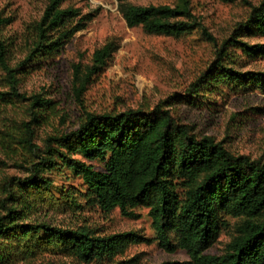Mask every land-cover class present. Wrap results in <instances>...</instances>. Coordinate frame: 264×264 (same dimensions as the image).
I'll list each match as a JSON object with an SVG mask.
<instances>
[{
	"label": "rangeland",
	"instance_id": "obj_1",
	"mask_svg": "<svg viewBox=\"0 0 264 264\" xmlns=\"http://www.w3.org/2000/svg\"><path fill=\"white\" fill-rule=\"evenodd\" d=\"M46 1L0 0L5 63L14 71L15 92L20 95L10 94V78L0 66V93H7L0 96V200L5 197L4 186L29 177L51 153L48 149L55 148L51 138L73 131L83 112L151 110L160 105L198 139L210 137L231 154L264 163V88L246 81L206 86L196 94L191 91L198 78L211 72L217 49L229 38L238 42L227 49L223 64L247 78L264 73V55H246L238 44L264 45V36L237 31L249 5L262 0H188L194 28L177 38L148 34L140 26L127 27L117 0H65L63 8H76L91 19L59 54L25 63L31 27ZM130 2L180 5L177 0ZM104 45H109L110 57L100 71L88 76L77 96L72 86L73 66L79 68L78 78L84 79L94 51ZM53 163L52 169L39 173L51 184L48 192L29 196L27 206L17 207L21 210L17 223L87 229L97 236L133 233L137 242H128L110 257L84 262L47 244L0 239V264H163L188 259L181 249L166 252L158 246L146 208L133 209L134 218L122 216L118 209L103 212L85 195L78 176L56 159ZM8 204L7 200L0 203V217L6 215ZM239 222V218L221 214L218 237L205 253L221 255Z\"/></svg>",
	"mask_w": 264,
	"mask_h": 264
},
{
	"label": "trees",
	"instance_id": "obj_2",
	"mask_svg": "<svg viewBox=\"0 0 264 264\" xmlns=\"http://www.w3.org/2000/svg\"><path fill=\"white\" fill-rule=\"evenodd\" d=\"M64 1H46L39 20L31 27L25 63L59 54L91 19L76 8H63ZM177 1L180 5L174 7L134 5L130 0L117 3L127 27L140 26L148 34L177 38L194 28L189 18V1ZM242 30L264 36V0L256 6L249 5L246 19L237 31ZM236 42L229 38L220 44L211 72L191 85L194 94L221 83L248 81L264 88V73H252L247 78L223 64L227 49ZM238 44L246 55H264V45ZM6 54L0 38V66L10 78V94L19 97L14 71L5 63ZM110 55L109 45L95 50L93 64L84 79L78 78L79 68L73 66L72 86L77 96L84 90L88 76L100 71ZM32 99L39 100L36 96ZM51 140L55 148L48 149L51 153L29 177L4 186L5 197L0 203L7 200L9 204L6 215L0 217V239L47 244L84 262L110 257L128 242H137L133 233L97 236L87 229L17 223L21 210L16 208L27 206L29 196L48 192L51 184L39 173L52 169L56 159L79 177L85 195L101 211L118 209L122 216L134 218L137 215L133 209L146 208L158 246L166 252L181 249L188 257L186 261L163 264H264V163L231 154L210 137L198 139L160 105L151 110L83 112L73 131ZM221 214L239 218L240 222L223 253L208 255L205 251L218 237Z\"/></svg>",
	"mask_w": 264,
	"mask_h": 264
}]
</instances>
